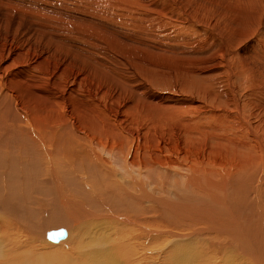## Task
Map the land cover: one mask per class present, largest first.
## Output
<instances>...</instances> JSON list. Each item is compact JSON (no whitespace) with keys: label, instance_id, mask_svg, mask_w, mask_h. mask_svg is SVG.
Instances as JSON below:
<instances>
[{"label":"bare ground","instance_id":"1","mask_svg":"<svg viewBox=\"0 0 264 264\" xmlns=\"http://www.w3.org/2000/svg\"><path fill=\"white\" fill-rule=\"evenodd\" d=\"M94 2L111 13L121 7L0 0V264H264V137L234 147V159L222 157L217 166L184 153L178 140L173 146L142 136L125 124L122 103L113 111L102 105L121 86L114 73L127 80L139 72L105 43L89 35L87 53L71 45L67 57L82 67L49 62L57 49L47 34L52 19L39 11L71 16ZM130 8V21L116 13L108 24L124 28L126 42L149 48L130 39L145 19ZM166 101L141 92L137 106L150 115L179 114L181 105ZM59 229L66 238L46 245Z\"/></svg>","mask_w":264,"mask_h":264},{"label":"rangeland","instance_id":"2","mask_svg":"<svg viewBox=\"0 0 264 264\" xmlns=\"http://www.w3.org/2000/svg\"><path fill=\"white\" fill-rule=\"evenodd\" d=\"M13 1L22 3L24 0ZM107 1L118 2L121 7L111 13L104 4L94 2L96 8L88 7L71 16L39 11L42 17L52 19L47 34L57 49L49 54L51 64L65 61L75 68L82 67L81 61L67 57L71 45L77 43L82 46L81 52L87 53L93 40L86 41L85 36L91 35L105 43L106 49L111 50L110 55L128 59L129 66L137 65L139 72L129 74L127 80L114 73L115 83L121 86L108 91L107 100L100 98L102 105L113 111L122 103L125 124L142 136L170 139L173 146L178 140L184 153L211 157L217 166L222 157L234 159V147L257 144L256 137H264V0ZM124 6H130L145 17L141 20L135 16L140 19V26L133 27L130 39L141 40L149 48L126 42L129 38L124 28L108 24L109 14L116 13L118 17L122 15L119 22L130 21L132 13H124ZM71 17L76 18V30ZM82 17H86L85 22ZM89 17L102 20L108 27L93 26L87 21ZM146 25L152 28L156 25L153 29L148 26L152 34ZM72 32L73 38L69 37ZM66 47H69L67 51L63 49ZM137 58L149 64L143 66ZM214 89L217 91L211 93ZM141 92L166 98L167 103L175 106L181 105L183 112L178 109L179 114L170 110L167 114H147L137 106ZM256 94L260 96L257 98ZM223 137H228L229 141ZM46 239L49 242L46 245H59ZM42 248L45 247L39 249Z\"/></svg>","mask_w":264,"mask_h":264},{"label":"water","instance_id":"3","mask_svg":"<svg viewBox=\"0 0 264 264\" xmlns=\"http://www.w3.org/2000/svg\"><path fill=\"white\" fill-rule=\"evenodd\" d=\"M66 235V231L63 229L59 230H52L48 234V238L52 241H59L60 239L64 238Z\"/></svg>","mask_w":264,"mask_h":264}]
</instances>
